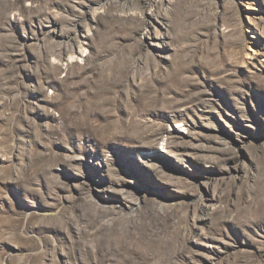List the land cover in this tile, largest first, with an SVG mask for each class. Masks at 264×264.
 Returning a JSON list of instances; mask_svg holds the SVG:
<instances>
[{
  "label": "rangeland",
  "instance_id": "1",
  "mask_svg": "<svg viewBox=\"0 0 264 264\" xmlns=\"http://www.w3.org/2000/svg\"><path fill=\"white\" fill-rule=\"evenodd\" d=\"M0 264H264V0H0Z\"/></svg>",
  "mask_w": 264,
  "mask_h": 264
}]
</instances>
